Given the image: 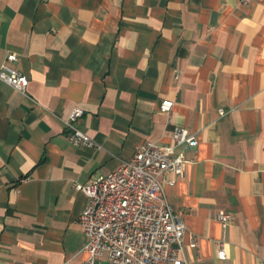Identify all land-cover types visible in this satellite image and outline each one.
Listing matches in <instances>:
<instances>
[{
    "label": "crops",
    "instance_id": "obj_1",
    "mask_svg": "<svg viewBox=\"0 0 264 264\" xmlns=\"http://www.w3.org/2000/svg\"><path fill=\"white\" fill-rule=\"evenodd\" d=\"M8 54L27 86L0 81V264H82L74 185L145 142L190 162L162 184L184 264H264V0H0ZM74 107L90 147L67 142ZM174 127L196 147L173 146Z\"/></svg>",
    "mask_w": 264,
    "mask_h": 264
},
{
    "label": "built area",
    "instance_id": "obj_2",
    "mask_svg": "<svg viewBox=\"0 0 264 264\" xmlns=\"http://www.w3.org/2000/svg\"><path fill=\"white\" fill-rule=\"evenodd\" d=\"M247 4L250 0H239ZM16 61L13 54L0 64V81L16 93L25 96L26 78L9 66ZM173 103L162 100L158 113L167 116ZM218 116L223 115L221 109ZM82 111L74 107L62 121L67 142L72 146L90 147L91 140L75 128ZM173 146L194 149L196 140L185 129L171 131ZM182 153L151 142L137 146L129 161L115 170L97 176L86 184H75L84 203L77 223L86 239L82 264H94L105 257L109 264H184L182 238L185 228L170 211L162 198L166 174L182 177V168L189 164ZM172 182H168L171 184ZM230 216L220 212L216 221L225 228ZM187 247H195L189 237ZM217 260H225L223 244H217Z\"/></svg>",
    "mask_w": 264,
    "mask_h": 264
},
{
    "label": "water",
    "instance_id": "obj_3",
    "mask_svg": "<svg viewBox=\"0 0 264 264\" xmlns=\"http://www.w3.org/2000/svg\"><path fill=\"white\" fill-rule=\"evenodd\" d=\"M94 264H107V263L104 261H96Z\"/></svg>",
    "mask_w": 264,
    "mask_h": 264
}]
</instances>
